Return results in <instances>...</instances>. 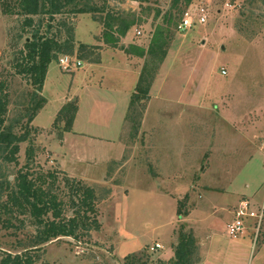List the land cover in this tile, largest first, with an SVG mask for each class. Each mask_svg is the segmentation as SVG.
<instances>
[{
  "label": "rangeland",
  "instance_id": "rangeland-1",
  "mask_svg": "<svg viewBox=\"0 0 264 264\" xmlns=\"http://www.w3.org/2000/svg\"><path fill=\"white\" fill-rule=\"evenodd\" d=\"M193 2L209 9L206 23L169 27L149 96L132 107L147 57L125 49L146 50L159 26L167 28L169 10L181 20L172 0H80L99 11L35 15L27 27L16 1L0 0V95L9 94L5 125L15 132L37 100V86L18 73L25 40L39 32L73 45L48 66L46 103L18 162L4 160L0 145V186L28 171L63 201L66 215L78 190L91 187L98 197L97 214L88 215L98 228L41 245L51 263L173 264L181 231H191L198 243L192 264H264V0ZM109 14H136L117 45L104 38ZM65 55L83 65L64 69ZM0 193L14 208L0 216L1 259L30 247L37 226L9 191ZM238 218L244 262L229 253L237 240L227 228ZM156 243L162 247L152 249Z\"/></svg>",
  "mask_w": 264,
  "mask_h": 264
},
{
  "label": "trees",
  "instance_id": "trees-1",
  "mask_svg": "<svg viewBox=\"0 0 264 264\" xmlns=\"http://www.w3.org/2000/svg\"><path fill=\"white\" fill-rule=\"evenodd\" d=\"M19 13L24 14V26H31L34 24L35 15H49L54 19L56 15L63 13H97L99 8L97 6H90L89 4H80V0H15ZM142 1V0H139ZM251 2L254 0H250ZM193 2V0H172V8L182 10V16L186 8ZM160 11L157 12V16ZM108 15L105 18L104 24L106 27V42L117 43L120 37L126 36L130 28L136 23V14L133 18L128 19L122 16ZM182 16L180 18H182ZM180 19L176 22L175 15L172 9L164 15V23L167 28L159 26L149 47L145 49L133 50L125 49L126 52L132 51L138 53L140 56H146V62L140 73V78L136 87V92L133 94L131 106H135L141 100L148 98L151 88V80L155 73L154 65L162 62L166 53L169 38L171 36L170 28L172 24L178 25ZM115 25L117 26L115 28ZM119 31V36L115 35ZM73 49L72 42L67 44L59 42L55 36L49 37L39 32H35L30 40L26 39L24 50H22V61L18 65V73L24 75L35 85L36 90L33 92V98L36 100L35 106L29 108L24 115L27 120L26 127L21 133L15 132L12 127L5 125L7 121L9 94L6 92L0 95V145L3 147L2 158L8 162H18V154L20 145L29 139V124L35 119L40 109L46 103L45 97L41 94L44 88L45 77L48 66L54 62L58 55L62 53L71 52ZM0 87V91H2ZM3 92V91H2ZM2 183L0 188L9 191V199L13 201L15 206H19L21 211L29 213L35 221L37 232L35 240L32 245L25 248L22 252L13 253L7 251L0 259V264H53L44 259L41 254L42 246L45 243L57 239L59 237H80V232L85 229H92L96 225L99 227L96 217L89 223L90 214H97V200L98 197L91 187L85 188L82 192L77 191L78 199L72 200L74 213L66 215L63 201H59L56 195H51L50 192H45L38 188L28 171L20 170L13 182L6 180ZM7 208L8 211L13 212L14 208L10 207L1 201L0 193V216L2 209ZM179 214H188V211L182 212L181 206ZM9 227L11 224H5ZM180 240L175 247V261L173 264H192L194 255L197 253L198 244L193 232L181 231Z\"/></svg>",
  "mask_w": 264,
  "mask_h": 264
},
{
  "label": "built area",
  "instance_id": "built-area-1",
  "mask_svg": "<svg viewBox=\"0 0 264 264\" xmlns=\"http://www.w3.org/2000/svg\"><path fill=\"white\" fill-rule=\"evenodd\" d=\"M209 9L207 6H205L202 3L196 4L191 3L186 10L183 13V16L178 24V29L181 31L188 30L197 23H206L208 19ZM139 34H141V31H138ZM61 65L64 69H72L73 63L75 62L76 66H81L82 61L80 60H73L69 55H65L60 59ZM225 73V71H223ZM248 203L245 204V207H247ZM245 213L243 210H241L238 213V216L241 217ZM251 216H255V212L250 213ZM244 221L240 218H238L236 221L228 225L227 231L228 234L233 236L234 238L237 237L239 233H241L244 230ZM156 247H162L161 244L156 243L155 246L152 249H155Z\"/></svg>",
  "mask_w": 264,
  "mask_h": 264
},
{
  "label": "crops",
  "instance_id": "crops-1",
  "mask_svg": "<svg viewBox=\"0 0 264 264\" xmlns=\"http://www.w3.org/2000/svg\"><path fill=\"white\" fill-rule=\"evenodd\" d=\"M83 65V63H82ZM81 65V66H82ZM244 237V236H243ZM234 239V237H233ZM240 237L238 238H235V240H237L236 242H234V244H232L231 246H229V248L232 250L231 252H229L232 257L236 256V258L239 259L240 262H244L245 259L244 258V245H245V242L242 240H239ZM239 240V241H238ZM203 242V241H202ZM201 243V242H200ZM198 244V243H197ZM241 257V258H240Z\"/></svg>",
  "mask_w": 264,
  "mask_h": 264
}]
</instances>
